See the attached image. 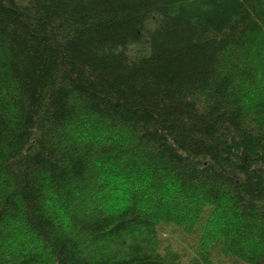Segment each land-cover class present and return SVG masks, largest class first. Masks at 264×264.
<instances>
[{
	"label": "trees",
	"instance_id": "16d2710c",
	"mask_svg": "<svg viewBox=\"0 0 264 264\" xmlns=\"http://www.w3.org/2000/svg\"><path fill=\"white\" fill-rule=\"evenodd\" d=\"M0 264H264V0H0Z\"/></svg>",
	"mask_w": 264,
	"mask_h": 264
},
{
	"label": "rangeland",
	"instance_id": "374dc122",
	"mask_svg": "<svg viewBox=\"0 0 264 264\" xmlns=\"http://www.w3.org/2000/svg\"><path fill=\"white\" fill-rule=\"evenodd\" d=\"M115 195H119V193L115 194ZM114 200H111L110 203L107 204V208L112 207L115 205ZM171 235H173L174 241L176 243H182L186 240H191L192 238H188V236H186V232L184 231L183 227L182 228H176V227H172L171 229ZM194 237H197V235H195Z\"/></svg>",
	"mask_w": 264,
	"mask_h": 264
}]
</instances>
